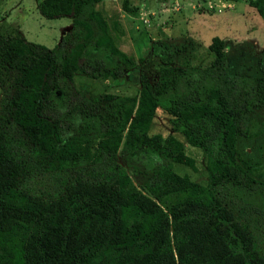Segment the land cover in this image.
I'll use <instances>...</instances> for the list:
<instances>
[{"label": "trees", "instance_id": "trees-1", "mask_svg": "<svg viewBox=\"0 0 264 264\" xmlns=\"http://www.w3.org/2000/svg\"><path fill=\"white\" fill-rule=\"evenodd\" d=\"M100 1L38 0L40 15L70 18L52 46L0 30V264H264V135L251 130L264 40L245 75L217 35L204 66L154 39L156 74L136 95L91 92L75 74L118 79L136 64ZM248 3L264 20V0ZM157 108L163 137L148 133ZM175 133L205 155L204 184L174 171L194 168Z\"/></svg>", "mask_w": 264, "mask_h": 264}, {"label": "rangeland", "instance_id": "rangeland-1", "mask_svg": "<svg viewBox=\"0 0 264 264\" xmlns=\"http://www.w3.org/2000/svg\"><path fill=\"white\" fill-rule=\"evenodd\" d=\"M37 1L0 0V30H18L28 40L52 46L60 37V28L67 25L70 18L40 15L36 8ZM123 1L135 11L124 10L121 7ZM98 6L107 16H117V13L120 17L124 35L115 43L133 57L136 64L118 79L92 78L77 73L74 83L79 88L91 92L112 91L136 95L140 74H146L151 81L156 74L158 60L152 41L158 38L181 46L180 52H187L191 63L204 66L212 57L207 47L210 38L217 35L224 41L230 70L245 75L257 72L264 40V20L248 0H101ZM168 117L166 112L157 108L148 133H159L162 137L170 133ZM251 130L264 135V110L254 117ZM175 135L183 140L184 154L192 158L194 168L183 162H173L174 171L204 184L205 155L198 147L184 141L180 134ZM95 141L96 138L90 139L84 149L92 151ZM125 168L139 185L141 180L133 175L132 168ZM258 170L264 172V149Z\"/></svg>", "mask_w": 264, "mask_h": 264}, {"label": "crops", "instance_id": "crops-1", "mask_svg": "<svg viewBox=\"0 0 264 264\" xmlns=\"http://www.w3.org/2000/svg\"><path fill=\"white\" fill-rule=\"evenodd\" d=\"M120 15H121V13H120ZM119 20H120V17H119ZM120 22H121V20H120ZM121 24H122V22H121ZM69 26H70V22H69L67 25H65V26H63L62 28H60V34H61L63 31H65L66 29H68ZM60 34H59V36H60ZM58 38H59V37H58Z\"/></svg>", "mask_w": 264, "mask_h": 264}]
</instances>
